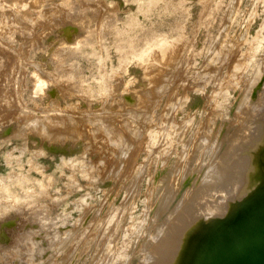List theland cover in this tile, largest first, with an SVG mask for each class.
<instances>
[{
  "label": "rangeland",
  "instance_id": "obj_1",
  "mask_svg": "<svg viewBox=\"0 0 264 264\" xmlns=\"http://www.w3.org/2000/svg\"><path fill=\"white\" fill-rule=\"evenodd\" d=\"M263 109L264 0H0V264H142Z\"/></svg>",
  "mask_w": 264,
  "mask_h": 264
},
{
  "label": "bare ground",
  "instance_id": "obj_2",
  "mask_svg": "<svg viewBox=\"0 0 264 264\" xmlns=\"http://www.w3.org/2000/svg\"><path fill=\"white\" fill-rule=\"evenodd\" d=\"M57 9H58V7L56 8V10ZM180 10H182V8H180ZM29 12L31 14V11H29ZM58 12L59 11H57L56 13H58ZM180 13H181V11H180ZM14 14H16V13H14ZM84 14L91 16L89 12L88 13L86 12ZM16 15H18V14H16ZM179 16H180V14H179ZM57 18H58V16H57ZM182 18L183 17L181 16L180 19L183 20ZM180 19L178 20L179 22H180ZM16 21H18V20H16ZM92 22H93L92 18H89V20H88L89 25ZM135 24H136V22L134 21L133 25L135 26ZM18 25H19V23H18ZM91 25H93V24H91ZM103 26L104 27H110L111 23H109V21L105 22V24ZM94 27L92 26V29H94ZM87 30L89 31L91 29L88 28ZM91 31H92V34L95 32V31L93 32V30H91ZM91 31H89V32H91ZM125 31H126V28H124L123 25L120 26V29L118 30L119 54H123V52L127 48L128 44L134 42V40H135V38H130V39L125 38L124 37ZM152 34H155V30H154V33L152 32ZM86 35L88 36L89 33H87ZM148 35H149V33L145 32L143 34V37L145 36L144 38H146V40H147ZM90 36H91V34H90ZM151 36H153V35L150 34V37ZM87 38H89V37H87ZM151 40H153V39H151ZM79 42L81 44L86 42V38L81 37L79 39V41H77L76 46H78ZM152 44H154V43H152ZM60 48H62L64 50L68 49V48H70V43H67V44L65 43ZM62 64H64V63H62ZM62 64L60 63L59 66H61ZM60 68H62V67H60ZM71 70H72V68H71ZM63 71H64V69H63ZM71 72H73V71H71ZM58 77H60V76H58ZM71 77H72V75H71ZM64 78H65V76H64ZM72 78H74V75ZM42 82H44V81H42ZM41 85H42V83H41ZM51 92L55 93V89L54 88L51 89ZM258 114L256 113V115H258ZM261 116H263V115H261ZM262 120H264V119H262ZM262 120L259 119L260 122L257 121L258 126L256 125L257 127H255V128H254L255 125L253 124V128L249 127L252 129L244 130L243 128H241V126L244 125V123H243L240 126L236 127V129L238 127H240L239 129H237V130L234 129V131H232L234 133L231 135V138L228 141L225 148L219 154V157L213 163H209L207 165V168L203 172L202 177L200 175H199L200 177L197 176V178H201V180L198 179V181L200 180L199 183H197V179H196L197 184H195L193 186V189L192 188L190 189L189 193H186V194H188L187 201L184 200L185 197H181L180 199H178V201H180L183 198V202L181 204H179L181 202L180 201L176 204V205L179 204L177 206V209L175 208L176 206H173L176 211L173 210V208H172V211H170V212H172V214L169 213V215H172V216H167V218L170 217L171 220L169 218V221H167V223L165 222L166 226L164 225V227H162V226H161V228L159 227L160 228V229L158 228L159 230L157 229L158 233H159V237H156V236H158L157 235L158 233L156 232V235L153 238L156 237L159 240L156 239V241L158 240L156 242L153 239L154 242H152L153 244L150 245L151 247L154 245L151 248L152 251L149 253V251L151 250L150 249L147 252L148 249L144 246V248L146 249V251H145V249L142 248L143 247V245H142L141 248L144 249V251H145L144 252L142 250V252L148 253V255L145 254L146 257L147 256L148 257L146 258L147 259L146 263H145L146 259H145V261L143 260L144 264H147V263H149V264H182V260H187V263L189 262V260L196 253V251L200 248V246L207 239V237L211 234V232L218 225V223L221 221V219L229 211V209L231 208L230 207L231 203L233 201H236V199L239 195V192H240V190H241V188H242V186H243V184H244V182H245V180H246V178H247V176H248V174L252 168V165H253L260 149L264 146V124H263L264 121H262ZM248 123H250V122H248ZM247 124H245V125L247 126ZM245 128H247V127H245ZM186 194H185V196H187ZM164 203L165 202L161 201L159 204L160 205L159 207L164 206ZM200 221H202L201 224H199ZM149 240H150L149 238H146L145 241H143V242H145L144 245L148 244V246H149V244L151 243V242H149ZM153 240H150V241H153ZM155 242H156V245L154 244ZM183 246H186V251H184V253H183V251H181ZM144 253H143V256H144Z\"/></svg>",
  "mask_w": 264,
  "mask_h": 264
},
{
  "label": "water",
  "instance_id": "obj_3",
  "mask_svg": "<svg viewBox=\"0 0 264 264\" xmlns=\"http://www.w3.org/2000/svg\"><path fill=\"white\" fill-rule=\"evenodd\" d=\"M187 264H264V146L235 203Z\"/></svg>",
  "mask_w": 264,
  "mask_h": 264
}]
</instances>
